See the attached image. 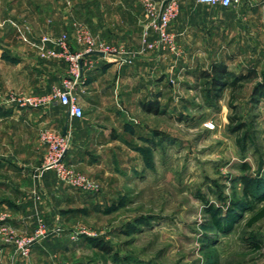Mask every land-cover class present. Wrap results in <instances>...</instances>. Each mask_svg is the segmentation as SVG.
<instances>
[{
  "label": "rangeland",
  "instance_id": "1",
  "mask_svg": "<svg viewBox=\"0 0 264 264\" xmlns=\"http://www.w3.org/2000/svg\"><path fill=\"white\" fill-rule=\"evenodd\" d=\"M165 1L0 0V159L20 172L27 168L0 173L15 190L0 186V264H264V218L250 224L264 209L256 198L264 183V92H256L264 66L218 99L200 76L224 65L228 32L238 47L242 4L225 11L178 0L168 26L175 50L138 55L134 66L151 55L156 60L138 67L147 74L142 80L134 73L127 86L118 74L103 76L111 62L93 55L94 66L100 62L96 80L83 76L76 85L80 119L65 107L35 111L11 102L47 95L69 76L65 56H42L46 48L61 54L63 35L70 54L85 49V32L135 53L144 38L157 42L153 24ZM230 17L233 28L226 25ZM182 27L203 49L193 67L184 64L177 42ZM225 66L234 74L243 68ZM54 144L65 149L72 173L44 169ZM251 203L232 232H219L212 208L225 223L227 213ZM40 225L45 235L38 238ZM31 239L25 256L21 245ZM38 243L49 245L51 258L32 256Z\"/></svg>",
  "mask_w": 264,
  "mask_h": 264
},
{
  "label": "built area",
  "instance_id": "2",
  "mask_svg": "<svg viewBox=\"0 0 264 264\" xmlns=\"http://www.w3.org/2000/svg\"><path fill=\"white\" fill-rule=\"evenodd\" d=\"M199 4L221 6L224 8H230L236 5L243 4L244 0H196ZM148 11L154 16V10L152 4H149ZM157 17V21L153 24L155 30L158 33V41L150 43L147 38L143 39V45L140 51L137 53L130 51L127 47L109 45L103 41L97 40L90 33L85 32L83 39L80 42L83 43L85 49L78 54H70L67 50V36L60 39L59 46L61 47V54L54 49H42V56L44 58H55L65 56V58L71 63L69 76L64 78L61 83L54 86L52 92L44 96H29V97H12L11 102L17 104L20 107H30L37 109L40 107H65L70 117L74 119H80L84 115V108L80 103V100L76 94V85L78 81L84 84L82 81L85 70L89 71L94 67V59L90 55L93 52H100L104 54V57L111 63L117 65H133L138 55L146 54L151 49H167L171 48L175 50L174 36L168 32V26L178 15L179 6L178 0H168L164 7L160 10ZM49 37H44L42 42H50ZM43 43V44H45ZM85 66V67H84ZM62 148V147H61ZM59 145L53 147V151L47 156L44 169L56 170L58 173H72L66 168L63 157L64 148L61 149ZM38 238L45 235L44 225L38 227ZM34 240L25 241L21 245V249L25 256L30 253L29 247Z\"/></svg>",
  "mask_w": 264,
  "mask_h": 264
},
{
  "label": "crops",
  "instance_id": "3",
  "mask_svg": "<svg viewBox=\"0 0 264 264\" xmlns=\"http://www.w3.org/2000/svg\"><path fill=\"white\" fill-rule=\"evenodd\" d=\"M186 2H193V0H186ZM243 6L238 10V17L240 19L239 22V39H238V47H236L235 42L232 41V32H228V45L224 48L223 53V64L227 65L229 67L234 65L242 66L243 68H240L238 72H236V75H244L248 76L251 75V77L255 76L254 72H259V68L264 66V0H244ZM181 11H216L214 8H195V7H184L181 8ZM225 11H232L229 8H226ZM235 18V17H234ZM232 17L228 19L226 22V25L228 23L229 28H233L236 26V22L234 21ZM177 42L180 45V49L182 51L181 56L184 60V64L187 66H194L191 64V61L197 55L201 56V52L203 49H198L195 47L194 44V38L192 37V32L189 31V28L182 27L179 28L177 31ZM199 52V54H198ZM95 59V57H91ZM155 59V57L148 56L144 57L143 59L139 60L135 66L131 65H117L115 63H110V67H104V70L102 71V75L106 76L109 73H115L120 76L121 81L127 86L129 82H132L134 79V73H136V76L139 79H144V75L147 74L145 72H142L141 70H138L137 68L140 67H147L146 65L151 64ZM149 61V62H148ZM194 62V61H193ZM183 65V64H181ZM185 67V65H183ZM102 67V66H101ZM182 67V66H181ZM259 67V68H258ZM250 69V71H249ZM136 71V72H135ZM249 71V72H248ZM98 72H100V62L97 63V66H94L91 70L86 71L84 73L85 78L89 77V79H95L97 77ZM250 73V74H249ZM136 78V77H135ZM86 80V79H85ZM85 88L88 89V86L85 85ZM128 88V87H127ZM85 89V90H86ZM50 93V91H49ZM47 93V94H49ZM146 109V105L144 106ZM39 109L35 110L38 111ZM147 110V109H146ZM49 112L45 111V114H48ZM68 114V112H67ZM27 170V168H26ZM20 172L18 170V166L13 162L12 160L8 159H0V173H26ZM0 186H4L8 189V187H11L12 191H15L12 187V184H6L3 181H0ZM10 190V189H9ZM2 203H5L2 202ZM8 203H6L7 205ZM4 205V206H6ZM14 206V205H13ZM15 208L17 206L15 205ZM20 209V207H19ZM19 223V221H16ZM49 245L45 243H38L37 247H35V251L33 250L32 256H36L41 262L47 255L52 257L51 254H54V251L50 250L48 247ZM62 251L65 253V247L63 246ZM63 253V254H64ZM62 254V255H63ZM38 262V261H37ZM46 263V262H45ZM40 264H43L40 263Z\"/></svg>",
  "mask_w": 264,
  "mask_h": 264
},
{
  "label": "trees",
  "instance_id": "4",
  "mask_svg": "<svg viewBox=\"0 0 264 264\" xmlns=\"http://www.w3.org/2000/svg\"><path fill=\"white\" fill-rule=\"evenodd\" d=\"M250 74V73H249ZM200 76H202L203 78H206L210 81V85L212 87L213 93H214V98L218 99V97L221 96V93L223 92L224 89L231 87L233 90L237 89L238 83L240 81H242L245 78H249L251 77V75L248 76H244V75H236L232 72H230L228 70V68L225 65H221V64H214L212 66L211 71L209 70H205L202 71ZM256 92L257 94H261L262 92H264V85L262 84H257L256 85ZM152 104H148L146 105V109L153 110L152 109ZM155 110V109H154ZM238 143H240V140L238 141ZM259 184L261 185L260 190L257 192L256 198H258L259 201H263L264 200V183L262 182V180H259ZM263 186V188H262ZM247 195L251 194V192H246ZM253 204H249V205H240L239 206V213H237L238 210L237 208L234 209L233 211L227 213V217L225 219V223H223L224 221H222L219 218L218 213L215 211L216 209L212 208V212H213V220L214 223L216 225V227L218 228L219 232L223 233V234H228L230 232H232L234 226L236 225L237 221L240 219L241 214H244L246 212H249L250 210H252L253 208ZM262 218H264V209L259 211L258 213H256L251 219H250V224H253L259 220H261ZM103 250L109 252L110 249L107 247H103Z\"/></svg>",
  "mask_w": 264,
  "mask_h": 264
},
{
  "label": "water",
  "instance_id": "5",
  "mask_svg": "<svg viewBox=\"0 0 264 264\" xmlns=\"http://www.w3.org/2000/svg\"><path fill=\"white\" fill-rule=\"evenodd\" d=\"M167 1H168V0H167ZM167 1L164 2L163 7H164V5H165V3H166ZM90 55H99V56L104 57V54H103V53H100V52H93V53H91Z\"/></svg>",
  "mask_w": 264,
  "mask_h": 264
}]
</instances>
